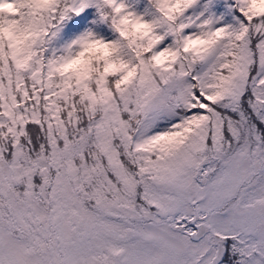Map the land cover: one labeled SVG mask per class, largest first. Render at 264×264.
<instances>
[{
	"label": "snow or ice",
	"instance_id": "snow-or-ice-1",
	"mask_svg": "<svg viewBox=\"0 0 264 264\" xmlns=\"http://www.w3.org/2000/svg\"><path fill=\"white\" fill-rule=\"evenodd\" d=\"M0 264H264V0H0Z\"/></svg>",
	"mask_w": 264,
	"mask_h": 264
}]
</instances>
